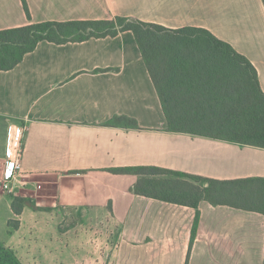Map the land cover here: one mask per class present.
Wrapping results in <instances>:
<instances>
[{
    "label": "crops",
    "instance_id": "obj_1",
    "mask_svg": "<svg viewBox=\"0 0 264 264\" xmlns=\"http://www.w3.org/2000/svg\"><path fill=\"white\" fill-rule=\"evenodd\" d=\"M25 2L31 20L22 0H0V31L117 17L206 29L249 59L264 92V0ZM117 117L135 120L137 128L108 124ZM11 125L26 128L21 172L10 183L18 197L32 196L21 215L1 186ZM167 127L133 32L63 45L40 42L14 69L0 71V241L24 264L31 251L47 256L57 244L43 221L48 210L61 208L82 211L89 225L118 230L114 264H264V215L140 196L133 191L139 176L112 171L159 167L221 181L264 178V149ZM13 216L19 222L14 229Z\"/></svg>",
    "mask_w": 264,
    "mask_h": 264
},
{
    "label": "trees",
    "instance_id": "obj_2",
    "mask_svg": "<svg viewBox=\"0 0 264 264\" xmlns=\"http://www.w3.org/2000/svg\"><path fill=\"white\" fill-rule=\"evenodd\" d=\"M29 20L31 16L22 0ZM133 32L157 90L167 130L264 149V92L258 72L247 57L210 31L185 27L169 29L131 17L113 20L31 23L0 31V71H9L24 56L48 41L57 45ZM109 125L137 128L127 117ZM134 174L133 191L140 196L198 209L202 201L264 215V178L216 180L159 167L112 170ZM21 215L27 198L12 197ZM20 202L19 208L16 204ZM197 212L190 248L196 238ZM0 264H24L0 241Z\"/></svg>",
    "mask_w": 264,
    "mask_h": 264
},
{
    "label": "rangeland",
    "instance_id": "obj_3",
    "mask_svg": "<svg viewBox=\"0 0 264 264\" xmlns=\"http://www.w3.org/2000/svg\"><path fill=\"white\" fill-rule=\"evenodd\" d=\"M12 188L2 190L7 196L18 197L14 193L17 188L11 191ZM27 200L31 203L32 196L27 194ZM20 205L18 202L16 208ZM47 213L50 217L43 221L46 225L44 233L51 236L52 243L56 240L57 248L55 251L51 249L47 256H39L31 251V255L27 257L29 264H114L119 232L113 226L89 225L80 210L58 208L48 210ZM17 220L18 216H13L9 221L12 229L18 227ZM29 233L33 235L30 229Z\"/></svg>",
    "mask_w": 264,
    "mask_h": 264
},
{
    "label": "built area",
    "instance_id": "obj_4",
    "mask_svg": "<svg viewBox=\"0 0 264 264\" xmlns=\"http://www.w3.org/2000/svg\"><path fill=\"white\" fill-rule=\"evenodd\" d=\"M25 132V127L18 125H11L9 127L6 151V171L4 181L1 183V186L4 189H10V183L13 182L21 172L20 158Z\"/></svg>",
    "mask_w": 264,
    "mask_h": 264
}]
</instances>
